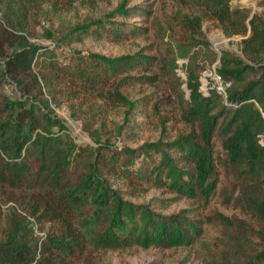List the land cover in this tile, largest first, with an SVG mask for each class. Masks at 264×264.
<instances>
[{
	"label": "trees",
	"instance_id": "1",
	"mask_svg": "<svg viewBox=\"0 0 264 264\" xmlns=\"http://www.w3.org/2000/svg\"><path fill=\"white\" fill-rule=\"evenodd\" d=\"M49 0H0V189L18 192L24 209L35 220L55 226L46 237L35 238L24 216L7 226L0 239V264H65L82 258L90 247L117 250L130 246L173 247L190 242L198 228L180 215L155 209L165 204H136L150 188L172 194L208 197L217 185L222 161L254 193L251 199L264 223V17L232 7V0H199L208 18L228 36H241L245 59L222 52L217 73L230 86L226 96L199 88L202 67L185 65L189 90L187 115L194 131L171 142L143 143L136 148L108 141L78 147L52 129H65L51 104L59 106L70 85L82 89L103 87L127 72L147 64V58L107 57L74 52L60 61L55 48L29 41L31 14ZM264 7V0L258 3ZM114 13L125 15L122 3ZM98 19L72 26L57 37L61 44L130 38L121 22ZM201 18L189 21L194 32ZM204 46L207 50L208 43ZM142 59L146 61L143 62ZM216 56L210 60L214 62ZM146 63V64H145ZM127 76V75H126ZM127 79L121 78L118 83ZM10 81L25 97L13 99L2 92ZM114 97L130 105L120 93ZM217 139L224 160L214 155ZM155 200V199H154ZM168 200H165L167 202ZM264 260V258L262 259Z\"/></svg>",
	"mask_w": 264,
	"mask_h": 264
},
{
	"label": "rangeland",
	"instance_id": "2",
	"mask_svg": "<svg viewBox=\"0 0 264 264\" xmlns=\"http://www.w3.org/2000/svg\"><path fill=\"white\" fill-rule=\"evenodd\" d=\"M260 1L232 0L230 5L245 7L264 17V7L258 6ZM121 3L127 11L125 15L114 13ZM2 14L0 9V21ZM108 14H112L110 20L134 31L129 33L130 38L119 43L91 39L71 44L58 42L57 37L72 26L108 20ZM197 18L202 19L201 29L194 32L188 22ZM29 23L32 34L29 41L55 48L60 61H67L74 52L111 58L137 55L148 59V65L131 70L103 87L82 89L80 85H70L64 101L59 106L51 104L53 115L65 127L54 128L53 133L63 139L69 137L78 147H95L94 138H97L114 146L136 148L158 140L171 142L179 134L194 131L187 115L190 93L185 84V65L194 61L196 66L204 68L199 76V90L208 96L213 90L204 87V76L214 67L218 69L221 53L245 59L243 37L226 35L203 12L199 0H49L31 14ZM205 42L209 45L207 50ZM213 56L216 60L211 63ZM121 78L132 79L118 83ZM114 91L130 105L119 102ZM2 92L13 99L25 100L10 81L4 84ZM213 147L214 155L224 160L217 139ZM216 177L215 192L208 197L181 196L156 188H150L139 198L127 197L136 204L153 199V204L167 206L155 209L157 212L187 218L198 228L190 242L169 248L134 245L110 250L92 246L82 258L65 264H264V223L251 204L254 193L243 187L238 171H233L224 161L217 164ZM22 197L18 192L0 189V239L19 216L32 224L35 238H44L47 231L55 228L49 222L30 217Z\"/></svg>",
	"mask_w": 264,
	"mask_h": 264
},
{
	"label": "built area",
	"instance_id": "3",
	"mask_svg": "<svg viewBox=\"0 0 264 264\" xmlns=\"http://www.w3.org/2000/svg\"><path fill=\"white\" fill-rule=\"evenodd\" d=\"M203 83L207 90H213L223 98L226 96V89L230 86L229 82H225L221 79L215 67L209 70L207 75L204 76ZM208 85H211V87H208Z\"/></svg>",
	"mask_w": 264,
	"mask_h": 264
}]
</instances>
